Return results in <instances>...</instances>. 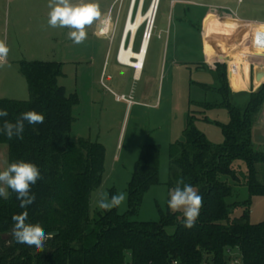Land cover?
Instances as JSON below:
<instances>
[{"label":"trees","instance_id":"16d2710c","mask_svg":"<svg viewBox=\"0 0 264 264\" xmlns=\"http://www.w3.org/2000/svg\"><path fill=\"white\" fill-rule=\"evenodd\" d=\"M207 68L218 81L213 89L220 98L203 104L226 107L230 120L221 124L223 142L214 144L196 127L198 117L190 114L183 138L169 147L168 185L175 188L183 179L203 198L194 227L186 228L180 212L161 211L158 221L133 219L143 194L159 182L160 146L153 143L142 147L128 182V210L100 209L90 216V195L102 181L105 149L89 139H70L72 109L79 99L58 82L62 63L21 61L29 99L0 98V109L8 111L0 117V129L5 120L14 123L28 111L42 114L44 122H25L22 139H8L0 131V143L8 145V166L33 163L41 178L31 186L34 202L25 208L10 188L7 199L0 197V264H230L229 250L239 252L242 264H264V220H249L248 200L228 202L239 185H246L252 195L264 194L257 169L264 164V143L253 140L264 109V82L247 93L248 101L240 107L230 101L234 93L227 65L217 62ZM235 161H243L245 168ZM242 204L244 212L232 217L233 208ZM23 212L27 224L55 233L45 242V251L15 242L12 217Z\"/></svg>","mask_w":264,"mask_h":264},{"label":"rangeland","instance_id":"374dc122","mask_svg":"<svg viewBox=\"0 0 264 264\" xmlns=\"http://www.w3.org/2000/svg\"><path fill=\"white\" fill-rule=\"evenodd\" d=\"M189 1V14L179 16L171 0H160L145 58L137 72L135 67L116 61L129 0H85L98 3L101 16L86 29L88 38L82 44L68 38L70 29L48 25L49 0H0V41L10 49L0 67V98L29 99L26 78L19 70L21 61L60 62L63 74L58 78L59 84L67 94L75 93L79 99L72 109L70 139H89L105 149L102 181L90 195L91 217L101 209V193L109 200L112 195L124 193L126 199L117 209L120 213L128 210L127 185L141 149L148 143L160 146L159 182L143 194L133 219L158 221L161 211L173 212L168 205L170 191L174 189L168 185L169 147L183 138L190 114L198 117L195 125L210 142L219 144L224 140L221 124L230 120L228 109L203 104L220 96L213 89L218 84L214 73L202 62L201 14L224 6L241 16L264 20V0ZM150 2L144 1V10ZM107 17L102 25L101 20ZM132 25L133 22L129 29ZM100 27L106 29L103 34L99 33ZM145 28L144 24L138 31L133 52L140 51ZM206 52L210 57L209 45ZM230 77L234 87L240 85L234 61H230ZM200 83L212 88H203ZM230 101L243 107L248 94H234ZM253 140L259 145L264 143L263 114L254 125ZM237 163L245 168L243 161L234 164ZM7 167L8 145L0 143V172ZM257 169L258 178L264 183V164H257ZM1 187L8 191L7 185ZM235 191L228 202L248 200L249 220L263 221L264 194L252 195L246 185L235 187ZM176 212L183 213V209ZM243 212L242 204L233 208L231 216L238 217ZM173 229L168 227L170 232ZM233 257L241 260L237 250Z\"/></svg>","mask_w":264,"mask_h":264},{"label":"clouds","instance_id":"9594fccd","mask_svg":"<svg viewBox=\"0 0 264 264\" xmlns=\"http://www.w3.org/2000/svg\"><path fill=\"white\" fill-rule=\"evenodd\" d=\"M48 25L53 28H68V38L75 44H82L88 38L86 29L93 25L101 16L100 6L96 2H85L79 0H49ZM106 29H101V34ZM10 49L4 41H0V67L4 65ZM8 111L0 109V117H7ZM25 122L31 125L42 124L44 116L35 111H28L18 116L15 122L4 121L2 131L8 139L23 138ZM41 178L38 166L25 161L11 163L6 170L0 172V184L7 185L17 194L20 200V207L25 208L34 202L35 196L31 194V186L35 185ZM9 196L5 187H0V197L7 199ZM126 199L124 193L112 195L110 200L105 193L100 194L98 200L99 208L109 211L114 207H119ZM203 198L197 194L196 189L184 183L183 179L177 181V186L170 191L168 201L169 208L173 211L183 209L184 226L192 228L200 213ZM13 238L15 242L34 247L37 252L45 251V242L53 239L55 233H45L40 225L27 224V212L14 215Z\"/></svg>","mask_w":264,"mask_h":264},{"label":"crops","instance_id":"0c3cea01","mask_svg":"<svg viewBox=\"0 0 264 264\" xmlns=\"http://www.w3.org/2000/svg\"><path fill=\"white\" fill-rule=\"evenodd\" d=\"M240 2L242 3L243 0ZM190 3L192 2L189 0H171L172 8L174 12H179V16L189 14L188 4ZM213 8L214 10H206L201 14L199 32L202 62L211 68H214L217 62L226 63L228 83L234 94L256 90L264 82V20L241 16L230 7L215 6ZM209 15L212 19H209ZM108 19V17L102 19V25ZM207 20L211 21L206 23ZM127 25L128 23H125L122 38ZM99 33L101 34L100 31ZM208 45L211 50L210 57L206 52ZM116 61L122 65H129L119 62L117 57ZM230 61H234L238 67L240 85L237 87L231 83ZM140 70L137 69V72Z\"/></svg>","mask_w":264,"mask_h":264},{"label":"bare ground","instance_id":"6f19581e","mask_svg":"<svg viewBox=\"0 0 264 264\" xmlns=\"http://www.w3.org/2000/svg\"><path fill=\"white\" fill-rule=\"evenodd\" d=\"M144 1L145 0H139L138 1V8L135 6L130 13L127 14L126 19L124 20V24L128 23L125 29V33L122 38L121 34V40L120 44L118 46V49L120 50L119 54V61L125 62L133 67H136L137 69H141L142 63L145 58L146 54V48L148 40L150 39V36L152 34V29L154 27V21L156 17V12L158 10L160 0H151L148 8L146 10L143 9L144 7ZM133 22L132 28H133V35H129V45L128 47L124 46V40L126 39L127 32L129 33L130 24ZM146 25V28L144 30V33L146 32L147 35L142 38L141 41V49L139 52H133L132 51V41L134 42L137 33L139 29ZM150 32V33H149ZM149 33V35H148ZM144 35V34H143ZM122 42V44H121ZM118 51V50H117ZM132 60H135L134 62Z\"/></svg>","mask_w":264,"mask_h":264},{"label":"built area","instance_id":"2783aa9c","mask_svg":"<svg viewBox=\"0 0 264 264\" xmlns=\"http://www.w3.org/2000/svg\"><path fill=\"white\" fill-rule=\"evenodd\" d=\"M138 1L139 0H129V3H128V10H127V14L130 13V11L136 6L138 8ZM239 2L242 1V0H238ZM127 14H126V17H127ZM144 37H145V33H144ZM122 44V42H121ZM119 54H120V50L118 49L117 51V54H116V57L119 61ZM120 62V61H119ZM263 127H264V109H263ZM229 254H231V256H234V252H232L231 250L228 251ZM233 260H231V264H242L241 260L239 258H232ZM123 264H128V263H123Z\"/></svg>","mask_w":264,"mask_h":264},{"label":"flooded vegetation","instance_id":"af4514ba","mask_svg":"<svg viewBox=\"0 0 264 264\" xmlns=\"http://www.w3.org/2000/svg\"><path fill=\"white\" fill-rule=\"evenodd\" d=\"M129 33H128V35H127V38L124 40L125 42H124V46H126V47H128V45H129V43H130V39H129V35H133V28H132V26H131V29H129ZM134 43V44H133ZM134 45H135V41L133 42L132 41V48L134 47ZM141 45V44H140Z\"/></svg>","mask_w":264,"mask_h":264},{"label":"water","instance_id":"95a60500","mask_svg":"<svg viewBox=\"0 0 264 264\" xmlns=\"http://www.w3.org/2000/svg\"><path fill=\"white\" fill-rule=\"evenodd\" d=\"M150 33V32H149ZM149 33H148V35H149ZM147 35V33L145 32V36Z\"/></svg>","mask_w":264,"mask_h":264}]
</instances>
